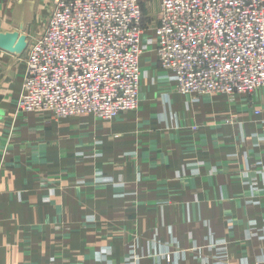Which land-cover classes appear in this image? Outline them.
Listing matches in <instances>:
<instances>
[{
	"label": "crops",
	"instance_id": "0c3cea01",
	"mask_svg": "<svg viewBox=\"0 0 264 264\" xmlns=\"http://www.w3.org/2000/svg\"><path fill=\"white\" fill-rule=\"evenodd\" d=\"M34 2L0 0V34L33 39ZM25 71L0 49V264H264V88L161 78L114 120L56 119L18 108Z\"/></svg>",
	"mask_w": 264,
	"mask_h": 264
},
{
	"label": "built area",
	"instance_id": "2783aa9c",
	"mask_svg": "<svg viewBox=\"0 0 264 264\" xmlns=\"http://www.w3.org/2000/svg\"><path fill=\"white\" fill-rule=\"evenodd\" d=\"M158 1L156 56L179 93L235 98L264 88V0ZM144 25L141 0H53L28 41L18 108L107 121L137 110Z\"/></svg>",
	"mask_w": 264,
	"mask_h": 264
},
{
	"label": "rangeland",
	"instance_id": "374dc122",
	"mask_svg": "<svg viewBox=\"0 0 264 264\" xmlns=\"http://www.w3.org/2000/svg\"><path fill=\"white\" fill-rule=\"evenodd\" d=\"M34 1L36 8H35V19L32 24V27L30 28L31 38H34L35 36L41 34L48 21L53 6V0H34ZM141 2L144 5V9H145L146 23H145V31H144V52L141 57L142 71H141L140 103L144 95V88H143L144 84L149 83L152 86H158L161 82L160 81L161 78H164V81L162 82L166 81V83L168 84L170 83L175 84L170 72L165 71L164 69L161 68L160 63L156 56V42H155L156 36H155L154 27L159 22L158 0H147L146 4L145 1L143 3V0H141ZM144 60H148L149 62H144ZM153 72H155L156 74H153ZM163 72L165 73V75L163 77H160V75ZM255 112L258 113L260 112V110L259 109L255 110ZM74 116H82V115H74ZM74 116H69V117H74ZM226 119L228 118H225V120ZM233 122L234 119L232 122H228V123H233Z\"/></svg>",
	"mask_w": 264,
	"mask_h": 264
},
{
	"label": "water",
	"instance_id": "95a60500",
	"mask_svg": "<svg viewBox=\"0 0 264 264\" xmlns=\"http://www.w3.org/2000/svg\"><path fill=\"white\" fill-rule=\"evenodd\" d=\"M28 46V38L18 31L0 34V49L12 54H23Z\"/></svg>",
	"mask_w": 264,
	"mask_h": 264
}]
</instances>
